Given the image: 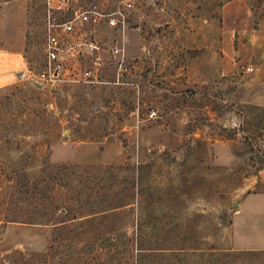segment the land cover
<instances>
[{
	"label": "rangeland",
	"instance_id": "rangeland-1",
	"mask_svg": "<svg viewBox=\"0 0 264 264\" xmlns=\"http://www.w3.org/2000/svg\"><path fill=\"white\" fill-rule=\"evenodd\" d=\"M68 5L0 0V264H264V0ZM71 9L95 82L35 86Z\"/></svg>",
	"mask_w": 264,
	"mask_h": 264
},
{
	"label": "built area",
	"instance_id": "built-area-1",
	"mask_svg": "<svg viewBox=\"0 0 264 264\" xmlns=\"http://www.w3.org/2000/svg\"><path fill=\"white\" fill-rule=\"evenodd\" d=\"M48 10L68 11V0H46ZM71 19L55 21L51 17L47 19V36L42 48V69L37 75H33L35 86H57L61 83L83 82L94 83L96 67L100 66L101 46L94 40L93 36H83L79 25L88 23V11L71 9ZM109 26H116L117 20L109 19ZM118 54L119 49L111 50ZM86 54L92 66L80 69L70 65L71 60H78ZM251 69L249 68L248 71ZM72 77V79H70Z\"/></svg>",
	"mask_w": 264,
	"mask_h": 264
},
{
	"label": "trees",
	"instance_id": "trees-1",
	"mask_svg": "<svg viewBox=\"0 0 264 264\" xmlns=\"http://www.w3.org/2000/svg\"><path fill=\"white\" fill-rule=\"evenodd\" d=\"M28 118H29V116H28ZM38 119H40V117H38ZM30 120H33V119L31 118ZM5 121L7 122V120H5V118L2 119V121H0V127H1L0 128V141H3L4 143H7V144H16L18 146H20V144L26 143L25 139L28 138L29 136L25 133L19 134V129L18 130L17 129H14V130L4 129V127H2V124ZM22 127L24 128V126H22ZM27 143H29V142H27ZM54 171H56L58 174H64L65 175V174L70 173L72 175H76L75 168H72V167H54ZM49 180H51L50 176L47 178V181H49ZM76 182L78 184H83L80 181H76ZM29 185H31V184H29V182H26V183L22 182L20 184V187H21V189L26 191V189ZM69 187L75 188V186H69ZM28 199H30V198H28ZM30 200H34V199H30ZM228 258H229L228 255H225L222 252L220 255L216 256L214 260H212V261L210 260V264H226V260Z\"/></svg>",
	"mask_w": 264,
	"mask_h": 264
},
{
	"label": "crops",
	"instance_id": "crops-1",
	"mask_svg": "<svg viewBox=\"0 0 264 264\" xmlns=\"http://www.w3.org/2000/svg\"><path fill=\"white\" fill-rule=\"evenodd\" d=\"M235 246V245H234ZM235 248L236 249H239V250H264V247H248V248H244V247H242V248H239V247H236L235 246Z\"/></svg>",
	"mask_w": 264,
	"mask_h": 264
}]
</instances>
